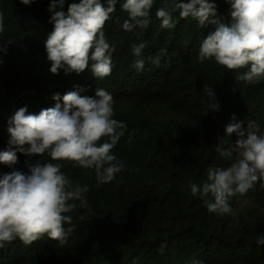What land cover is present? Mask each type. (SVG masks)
Instances as JSON below:
<instances>
[{"label":"trees","instance_id":"obj_1","mask_svg":"<svg viewBox=\"0 0 264 264\" xmlns=\"http://www.w3.org/2000/svg\"><path fill=\"white\" fill-rule=\"evenodd\" d=\"M72 2L78 0H66L65 13ZM210 2L219 16L229 18L226 0ZM122 3L118 0L104 28L114 49L111 74L94 79L90 67L80 74L50 71L45 47L53 30L50 0L30 5L0 0V151L9 147L8 121L18 109L39 114L55 106L54 95L63 97L77 88L88 96L98 88L109 92L113 118L128 129L113 149L124 170L112 182L97 187L94 170L65 163L63 171L73 183L90 189L85 194L89 207L76 201L68 214L72 224L65 228L74 231L67 243L59 246L45 236L26 246L16 239L0 249V264H264V245L256 243L264 234V188L258 183L246 196L232 198L233 213L218 215L189 187L206 179L208 167L231 163L215 147L233 117L244 128L252 121L264 130V81L246 84L237 77L247 69L230 72L214 60L198 63L201 42L212 29L180 18L178 10L172 12L176 26L162 28L156 11L164 0H154L146 29L125 32L128 16ZM141 42L146 43L144 69L138 72L131 45ZM157 55L159 67L152 63ZM206 85L218 110L208 107L212 101L203 92ZM236 139L234 134L225 137V147ZM17 157L13 166L0 164V178L14 169L26 172V160H50L19 152Z\"/></svg>","mask_w":264,"mask_h":264},{"label":"clouds","instance_id":"obj_2","mask_svg":"<svg viewBox=\"0 0 264 264\" xmlns=\"http://www.w3.org/2000/svg\"><path fill=\"white\" fill-rule=\"evenodd\" d=\"M35 0H20L30 5ZM66 0H50L49 23L53 25L45 47L50 71L83 73L91 70L94 79H103L112 71V52L105 35V25L116 11L118 0H78L63 11ZM154 0H123L122 11L128 18L123 21L125 32L146 29L150 23V10ZM230 6L229 18L217 13L210 0H164V7L156 11L161 27L174 28L172 12L180 18H192L203 28H211L202 40L198 63L215 61L227 71L247 69L238 80L258 85L264 81V0H226ZM0 13V33L4 30ZM145 42L131 45L136 57L133 67L144 69L142 52ZM4 49L0 45V52ZM163 51V50H162ZM152 63L159 67L161 56ZM83 89L69 91L61 97L53 96L54 107L42 109L39 114L28 113L26 107L18 109L8 121L9 147L0 151V164L13 166L18 162L17 152L26 157H43L25 161L27 171L13 170L0 178V249L19 239L26 246L43 237L59 246L67 243L74 227L72 216L76 207L87 208V185L73 183L63 168L65 163L95 172L97 187L112 182L124 170V164L113 154V149L128 131L125 123L114 119V98L104 89L94 96L82 95ZM207 93L212 110H218L210 85ZM62 100V104H61ZM237 139L225 147L224 138ZM215 147L227 166H210L202 183L190 182L192 196L199 197L210 213L232 214L230 200L246 196L259 183L264 188V130L255 122H233L225 127V135L218 138ZM128 143H131L129 136ZM264 245V234L256 241ZM165 245H161L163 251ZM199 264V262H198Z\"/></svg>","mask_w":264,"mask_h":264},{"label":"rangeland","instance_id":"obj_3","mask_svg":"<svg viewBox=\"0 0 264 264\" xmlns=\"http://www.w3.org/2000/svg\"><path fill=\"white\" fill-rule=\"evenodd\" d=\"M240 203H241V204H248V202H246V203H242L241 201H240ZM240 209H242V207H240Z\"/></svg>","mask_w":264,"mask_h":264}]
</instances>
